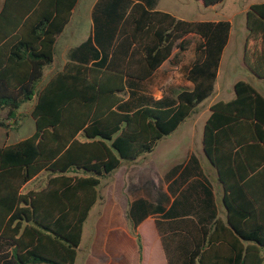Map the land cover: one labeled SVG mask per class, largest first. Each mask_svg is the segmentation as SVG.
I'll return each mask as SVG.
<instances>
[{
    "label": "trees",
    "instance_id": "obj_1",
    "mask_svg": "<svg viewBox=\"0 0 264 264\" xmlns=\"http://www.w3.org/2000/svg\"><path fill=\"white\" fill-rule=\"evenodd\" d=\"M194 1L207 8L223 0ZM152 2L99 0L91 35L37 88L76 0H0V111L16 125L18 108L33 101L34 127L0 147V264H74L82 225L113 172L151 153L211 96L229 23L176 19L149 9ZM244 25L242 63L264 80V3L248 7ZM187 35L198 38L185 73L191 89L174 98L142 94L139 85L173 50H185ZM232 89V99L208 108L200 137L223 218L176 217L173 203L167 211L143 200L128 206L132 229L161 214L153 228L164 264H264V98L243 81ZM42 172L44 186L22 193ZM135 243L140 260L137 235Z\"/></svg>",
    "mask_w": 264,
    "mask_h": 264
},
{
    "label": "crops",
    "instance_id": "obj_2",
    "mask_svg": "<svg viewBox=\"0 0 264 264\" xmlns=\"http://www.w3.org/2000/svg\"><path fill=\"white\" fill-rule=\"evenodd\" d=\"M77 1L78 0H76V3ZM82 1L83 3H86L85 6L83 5L80 9L74 11L76 7L75 4V6L71 11L70 20L73 17H78L83 19L86 18L88 32L84 33L81 37H78L77 41H75L72 45L67 44L66 46L65 43H62L60 49V57L62 59L63 64L68 61V56L70 51L78 47L82 42H84L86 38L91 35L92 32L91 14L94 5L99 0H82ZM128 1L134 2V0H128ZM261 3H264V1ZM219 4L207 8H213ZM248 7L242 10L241 13L243 14V16L245 11L248 9ZM149 9L158 10L155 7L154 1L152 2V5H150ZM162 12L168 13L169 15H171L176 19H180L177 18V16H175L171 12L168 11H162ZM217 21H226L229 23V32L226 41L227 44L231 32V23L229 20L226 19L217 20ZM217 21H202V22H217ZM69 22L67 23L66 26H68ZM66 26L64 28H66ZM244 32L245 33L243 36V40L246 34L245 25H244ZM243 40H242V44H243ZM226 44L222 49L220 59L222 57ZM241 55H242V47H241ZM172 56L173 55L171 54V56L158 67V69L152 74V76L147 81L143 82L146 83L148 81H151V86H149L147 90L145 88H140L139 91L142 94L152 97L153 95H155L153 93L156 92L158 93L159 98L161 97L174 98L175 94L178 91H180L178 89L182 87L184 83L185 74L182 84L180 85L177 84L178 83L177 79H175V77L171 75L172 72L168 71L167 69L171 67L169 66V64ZM241 65L244 68V70L250 74L252 78H254L257 81L264 82V80L258 79L255 76H253V74L249 70H247V68H245V66L242 63V59H241ZM41 86L37 85V88H40ZM177 86L179 87L177 88ZM191 87L192 85L190 84V89ZM168 92H174V93L173 95L172 94L168 95ZM217 93H218V97L222 94V90L220 87H218ZM232 93H233V89H232ZM213 103H215V100L213 102L208 103L205 107H199L200 106L199 104L195 109V111L197 110L198 112L197 115L193 117L195 112L189 115L192 118L191 119L192 127L195 130L197 127L196 125L197 120L199 118H202L203 114H205L201 122L202 123L201 125H203L208 115V108ZM199 110H202L203 112ZM141 158H139L134 164H130V165L121 164L119 168L113 172L109 184L100 190L101 199L97 200L94 204V206H96V209L92 215L91 230L90 233L86 235V242L83 245L82 255L77 261V252L80 250L82 236H83V225H82L80 243L76 250L74 264H164L161 250L158 245V240L153 228L154 219H160L161 214L151 212L133 229L129 228L128 221L126 218V213L129 204L137 200H143L152 207H156V206L161 207L163 211H167L173 203L174 216L189 217L197 223L199 222L202 223L203 220L209 221V217L212 211L215 212V217L223 218L222 209L219 204V196H220L221 188L220 185L216 182V175L214 170L213 173L215 176V183L218 184V189H219L218 191V189L215 187L218 191V200L216 199L214 185L211 182H209L210 180L207 178L205 174L202 175V172L199 170L200 167L196 162V160L193 159L192 154L187 159L186 163L177 166L178 168L176 167L177 168L176 171H174L175 168L171 169L170 171H168L167 168L163 169L162 172H159L156 169H154L153 171L152 167H148V165L145 164L143 159ZM153 175H156L158 179L157 187H155L152 183L151 177ZM200 185L204 186L210 192L211 205L208 204L203 206L202 202L205 200V198L199 189ZM144 226H147V228L150 229V235H149L150 247H146V248L145 245L147 244H144V240L140 235L142 228ZM135 235H137L140 238L142 243L140 260L138 259V255H137Z\"/></svg>",
    "mask_w": 264,
    "mask_h": 264
},
{
    "label": "rangeland",
    "instance_id": "obj_3",
    "mask_svg": "<svg viewBox=\"0 0 264 264\" xmlns=\"http://www.w3.org/2000/svg\"><path fill=\"white\" fill-rule=\"evenodd\" d=\"M153 1L158 10L171 12L177 16V18L186 21L202 22L226 19L231 23L230 36L219 62L213 92L209 98L200 104L199 107H205L208 103L213 102L214 100L215 102L230 100L233 97L232 84L236 81L247 82L264 98V82L252 78L241 65V47L245 33L244 16L241 12L249 5L258 4L264 0H224L221 4L213 8H202L194 0ZM85 4L86 3H83L82 0H78L74 11H77V9H80L83 5L85 6ZM86 32H88L86 18L73 17L70 20L68 26L64 28L61 35L55 39L53 60L51 64L42 68V76L38 86L44 84L53 73L61 68L63 64L60 57L62 43H65L66 46L67 44L72 45L77 41L78 37H81ZM184 40L186 41L185 50L183 52L173 50V56L170 59L169 64L171 67L167 68L168 71L172 72L171 75L177 79V84L179 85L182 84L184 74L193 59V47L197 42V38L192 35H187ZM149 86H151V81L139 85L140 88H145L146 90ZM178 87L179 86H177V88ZM218 87L222 90V94L219 97L217 93ZM189 89L190 83L184 80L182 87L178 90ZM173 93L174 92H168V95H173ZM153 94H155L152 96L153 99L159 98L158 93L154 92ZM32 103L33 101L26 102L18 108L13 117V120L17 123L16 125H14L12 121L4 120L5 113L0 112V122L3 123L2 126H0V147L16 143L29 137L33 133V122L29 116ZM197 113L196 110L193 117L196 116ZM204 116L205 114H203L202 118L197 120L196 130L192 127L191 116L186 118L173 133L156 141L151 153L144 155L141 159H143L148 167H152L153 171L156 169L157 171L162 172L165 168H167L168 171L174 168L176 169L177 166L186 163L187 159L192 154L193 159L196 160L200 167L199 170L202 172V175L205 174L210 180L209 182L214 185V188L216 187L218 189V184L215 183L213 169L200 152L201 122ZM47 177L48 175L45 172L40 173L32 181L25 184L21 192L25 193L29 190L37 191L41 189L44 186ZM151 180L153 185L157 187L158 179L156 175H153ZM216 188L215 193L216 199L218 200L219 189L217 191ZM95 209L96 206L91 208L85 222L83 223V236L80 250L77 252V261L82 255L83 245L86 242V235L90 233L92 215ZM140 235L144 240V244H147L145 245V248L150 247V229L147 228V226H144ZM262 257L264 259V253H262Z\"/></svg>",
    "mask_w": 264,
    "mask_h": 264
},
{
    "label": "water",
    "instance_id": "obj_4",
    "mask_svg": "<svg viewBox=\"0 0 264 264\" xmlns=\"http://www.w3.org/2000/svg\"><path fill=\"white\" fill-rule=\"evenodd\" d=\"M202 155H203V153H202ZM204 156V155H203ZM204 158H205V156H204ZM206 160V159H205ZM207 161V160H206ZM208 163V162H207ZM209 164V163H208ZM210 165V164H209ZM215 171V170H214ZM215 175H216V172H215Z\"/></svg>",
    "mask_w": 264,
    "mask_h": 264
}]
</instances>
